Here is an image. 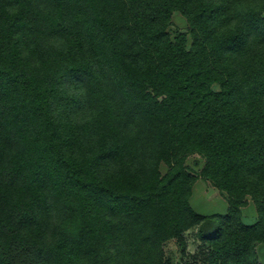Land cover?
I'll use <instances>...</instances> for the list:
<instances>
[{
  "label": "trees",
  "instance_id": "obj_1",
  "mask_svg": "<svg viewBox=\"0 0 264 264\" xmlns=\"http://www.w3.org/2000/svg\"><path fill=\"white\" fill-rule=\"evenodd\" d=\"M191 229L203 264H264V3L0 0V264H167Z\"/></svg>",
  "mask_w": 264,
  "mask_h": 264
},
{
  "label": "rangeland",
  "instance_id": "obj_2",
  "mask_svg": "<svg viewBox=\"0 0 264 264\" xmlns=\"http://www.w3.org/2000/svg\"><path fill=\"white\" fill-rule=\"evenodd\" d=\"M172 28L185 31L188 28L185 18L178 12L172 17ZM204 160L198 154H190L186 158V164L194 173H199ZM166 171V166L161 165V172ZM242 208V221L253 223L257 219L255 206L250 198ZM192 208L202 214H224L227 211V202L221 192L214 187L209 180L197 177L190 198ZM195 230H188L183 234L184 246L178 240L173 239L164 245L167 264H203V256L200 252V243L195 238ZM259 258L264 262V247H259Z\"/></svg>",
  "mask_w": 264,
  "mask_h": 264
},
{
  "label": "clouds",
  "instance_id": "obj_3",
  "mask_svg": "<svg viewBox=\"0 0 264 264\" xmlns=\"http://www.w3.org/2000/svg\"><path fill=\"white\" fill-rule=\"evenodd\" d=\"M261 2L264 3V0H261ZM233 27H235V23H234Z\"/></svg>",
  "mask_w": 264,
  "mask_h": 264
}]
</instances>
